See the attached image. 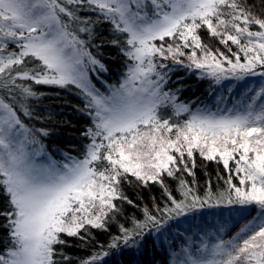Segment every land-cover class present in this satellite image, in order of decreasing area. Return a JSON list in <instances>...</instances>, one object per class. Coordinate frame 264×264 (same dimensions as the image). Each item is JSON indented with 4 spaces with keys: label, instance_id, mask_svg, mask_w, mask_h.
<instances>
[{
    "label": "snow or ice",
    "instance_id": "1",
    "mask_svg": "<svg viewBox=\"0 0 264 264\" xmlns=\"http://www.w3.org/2000/svg\"><path fill=\"white\" fill-rule=\"evenodd\" d=\"M85 7L124 34L123 54L133 61L109 95L90 83L85 58L101 69L104 65L77 34L92 33L91 21L78 15ZM201 28L229 54L209 48ZM185 56L187 64L180 59ZM26 58L31 59L26 63ZM166 60L200 70L217 85L262 79L258 90L249 88L251 94L231 108L191 113L163 91L169 78ZM18 81L74 85L89 98L94 120L84 133L90 143L83 158L37 162L47 156L38 135L49 133L28 127L22 116L33 117L28 102L40 94ZM168 104L175 115L189 117L183 123L162 118L160 109ZM28 145L39 147L29 151ZM197 153L228 171L223 191L213 192L209 181L203 196L197 192ZM181 169L193 177L191 185L177 177ZM129 175L145 186L160 184L168 202L145 208L144 219L134 220L132 227L120 226L121 234L108 248L118 250L123 264H143L139 257L149 240L155 249L153 234L170 232L171 222L223 207L253 218L231 238L205 234L198 246L186 242L173 253L172 264H264V18L243 0H0V194L9 205L0 216L8 221L13 245L7 256L0 254V264H59L57 246L67 243L62 234L83 241L89 228L106 231L120 212L116 201L133 203L120 189ZM165 176L179 180L180 199L168 192ZM109 255L97 252L82 264H108Z\"/></svg>",
    "mask_w": 264,
    "mask_h": 264
},
{
    "label": "trees",
    "instance_id": "2",
    "mask_svg": "<svg viewBox=\"0 0 264 264\" xmlns=\"http://www.w3.org/2000/svg\"><path fill=\"white\" fill-rule=\"evenodd\" d=\"M243 2L250 7L254 14L264 18V10H262L264 9V0H243ZM78 15L82 20L91 21L88 27L92 29V33L91 35L79 32L77 34L86 41L87 51L91 52L92 56L104 65V69H101L99 65L89 64L85 58L90 83L99 94L109 95L110 89H115L123 83L127 76L128 66L133 63L123 54L125 48L124 34L116 32L110 21L103 19L86 7L80 9ZM76 27L73 25V29ZM199 34L203 42L213 51L220 50L229 54L227 48L219 43L217 38L211 37L204 28L199 30ZM113 41L116 42L113 43ZM229 46L233 51L237 50L235 45L230 43ZM184 51L190 52L191 49ZM197 55H200L199 51ZM30 59L26 58V63ZM180 59L184 61V64L188 63L186 56ZM163 63L169 65L167 70L169 78L163 86V91L174 95L177 104L188 105L191 113L198 110L214 112L215 108H221V103L228 94V81L217 85L209 78H202L200 70L176 65L171 60L163 61ZM28 66L32 67L31 64ZM18 82L31 85L40 94L38 99H32L28 102L33 111V117L22 116V119L28 127L44 129L49 133L47 136L38 135V139L44 145V151L47 154L44 157L57 162L65 161L69 155L73 158H83L90 143V138L85 137L84 133L85 130L93 127L94 120V115H89V112L93 111L88 105L89 98L74 85L68 88H60L50 85H37L32 81ZM221 94L224 97L219 99ZM189 114L175 115V110L171 104L160 109L161 117L169 119L173 123H183ZM195 164L194 187L201 196L208 189L209 181L213 192L223 191L227 187L224 181L227 179L228 171L221 163L204 160L197 153ZM96 167H103V164H97ZM230 167H233L232 162H230ZM180 176H183L190 185L193 183V177L184 173L183 169L177 173V177ZM127 181L121 180L120 189L133 203L129 204L124 200L116 201L120 212L109 221L106 231L89 228L87 231L90 235H86L82 231L81 235H86V239L83 241L77 237H67L62 234L61 238L65 239L67 243L57 246L60 254L56 256V259L59 264H82V261L90 259L97 252L103 251H110L109 257L105 258L108 264H117V262L123 264V257L118 250L108 248L112 238L121 234L120 226L132 227L134 220L144 219L145 208L154 210L155 206H163L168 202V195L160 184L149 182L145 186L131 175L127 177ZM233 183L238 184V178L235 175H233ZM164 184L172 196L177 199L181 198L178 179L165 176ZM8 209L6 196L0 194V210ZM252 218V215H247L246 219L243 218L233 229V232H237L244 223ZM176 222L177 220L171 222V231L166 233L169 241L156 243L155 240L156 246L153 249L151 240H149L147 252L144 256L139 257L143 264H153V262L154 264H165L166 261L167 264H172L173 258L169 260L168 255H173L174 252L179 251L177 245L172 243L173 226L177 225ZM7 223L8 221L0 216V254L5 256L13 246L9 229L5 227ZM177 228L178 230L181 229ZM153 236L155 238V233ZM112 251L116 252L115 256L111 255Z\"/></svg>",
    "mask_w": 264,
    "mask_h": 264
},
{
    "label": "rangeland",
    "instance_id": "3",
    "mask_svg": "<svg viewBox=\"0 0 264 264\" xmlns=\"http://www.w3.org/2000/svg\"><path fill=\"white\" fill-rule=\"evenodd\" d=\"M260 77L248 78L246 81H228L227 97L221 103V108H215V111H223L224 109L231 108L238 100L245 98L251 93L248 91L249 88L253 90H258L259 84L261 82ZM113 89H110V93ZM109 93V94H110ZM224 96L221 94L219 99ZM28 150L31 151L34 148H38L39 145H28ZM38 163H47L48 159L44 156L37 157ZM247 213H241L235 207L228 208H215V209H205L203 212L196 214L195 217L188 216L187 218H180L177 220V225L173 226V242L178 247V252L181 248L185 246L186 242L192 244L193 247L198 246L201 239L204 238L205 234H210L214 238L215 235H221L225 239L231 238L236 234L233 232L234 228L246 217ZM181 228L178 230V228ZM223 228V232H217L218 229ZM239 231V230H238ZM237 231V232H238ZM166 231L163 236L155 234L156 243L160 241H169L167 238ZM169 260L173 258L172 254L168 255Z\"/></svg>",
    "mask_w": 264,
    "mask_h": 264
}]
</instances>
